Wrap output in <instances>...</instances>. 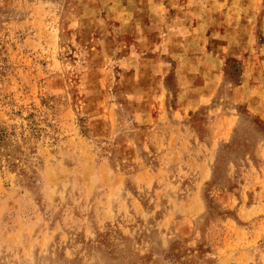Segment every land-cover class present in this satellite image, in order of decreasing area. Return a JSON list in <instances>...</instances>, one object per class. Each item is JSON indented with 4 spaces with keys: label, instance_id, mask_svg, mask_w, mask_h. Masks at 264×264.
Returning a JSON list of instances; mask_svg holds the SVG:
<instances>
[{
    "label": "rangeland",
    "instance_id": "374dc122",
    "mask_svg": "<svg viewBox=\"0 0 264 264\" xmlns=\"http://www.w3.org/2000/svg\"><path fill=\"white\" fill-rule=\"evenodd\" d=\"M0 264H264V0H0Z\"/></svg>",
    "mask_w": 264,
    "mask_h": 264
}]
</instances>
